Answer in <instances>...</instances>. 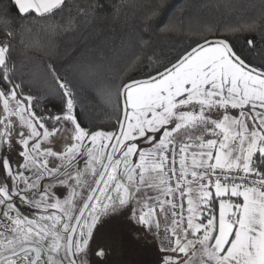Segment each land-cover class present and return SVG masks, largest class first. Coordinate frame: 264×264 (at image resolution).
Listing matches in <instances>:
<instances>
[{"label":"snow or ice","instance_id":"1","mask_svg":"<svg viewBox=\"0 0 264 264\" xmlns=\"http://www.w3.org/2000/svg\"><path fill=\"white\" fill-rule=\"evenodd\" d=\"M68 8L0 0V264H108L120 233L101 230L120 217L157 242V264H264V62L251 58L254 40L209 29L166 53L153 33L185 25L165 20L158 0L109 85V123L92 125L54 60L44 71L59 104L40 108L13 59L22 30ZM37 47L51 56L50 43Z\"/></svg>","mask_w":264,"mask_h":264},{"label":"trees","instance_id":"2","mask_svg":"<svg viewBox=\"0 0 264 264\" xmlns=\"http://www.w3.org/2000/svg\"><path fill=\"white\" fill-rule=\"evenodd\" d=\"M69 8L55 19L36 22L22 30L14 42L17 76L41 99L40 108L59 104L58 93L44 71V63L55 61L61 74L77 88L80 119L105 126L112 115L109 85L121 74L132 54L129 38L158 0H68ZM164 19L175 16L185 25L171 34L153 33L164 52L179 51L191 40L211 30L230 36L244 46L254 40L250 53L256 64L264 62V0H165ZM83 9V14L79 11ZM14 11V10H13ZM251 25V28L248 26ZM230 27L241 30L227 31ZM37 41L50 43L51 56L38 50ZM19 82V81H18Z\"/></svg>","mask_w":264,"mask_h":264},{"label":"rangeland","instance_id":"3","mask_svg":"<svg viewBox=\"0 0 264 264\" xmlns=\"http://www.w3.org/2000/svg\"><path fill=\"white\" fill-rule=\"evenodd\" d=\"M14 158L18 156L14 155ZM101 231L107 235L117 231L120 233L118 243L109 255L108 264H156L161 256L157 242L151 236L136 238L135 226L123 217L109 219Z\"/></svg>","mask_w":264,"mask_h":264},{"label":"crops","instance_id":"4","mask_svg":"<svg viewBox=\"0 0 264 264\" xmlns=\"http://www.w3.org/2000/svg\"><path fill=\"white\" fill-rule=\"evenodd\" d=\"M194 135H199V133L197 132V133H194ZM142 264H144L143 262H142ZM157 264V263H156Z\"/></svg>","mask_w":264,"mask_h":264},{"label":"flooded vegetation","instance_id":"5","mask_svg":"<svg viewBox=\"0 0 264 264\" xmlns=\"http://www.w3.org/2000/svg\"><path fill=\"white\" fill-rule=\"evenodd\" d=\"M132 240H134V241L136 242V240H135V239H132ZM115 263H116V262H115ZM115 263H114V264H115Z\"/></svg>","mask_w":264,"mask_h":264}]
</instances>
